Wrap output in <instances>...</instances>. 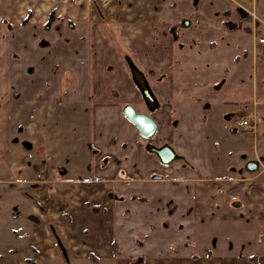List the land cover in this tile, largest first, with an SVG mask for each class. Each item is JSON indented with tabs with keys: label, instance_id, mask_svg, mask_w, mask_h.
Returning a JSON list of instances; mask_svg holds the SVG:
<instances>
[{
	"label": "crops",
	"instance_id": "obj_1",
	"mask_svg": "<svg viewBox=\"0 0 264 264\" xmlns=\"http://www.w3.org/2000/svg\"><path fill=\"white\" fill-rule=\"evenodd\" d=\"M252 1L219 6L230 15L231 29L238 26L232 8L237 15L238 4L245 8ZM168 5L174 7L173 1L0 0L8 79L26 92L16 108L26 110V145H38L44 171L40 178L26 176L38 202L29 211L31 221L40 222L33 225L39 243L30 244L34 255L72 264L79 258L99 263L107 255L114 262L122 257L121 264H264V245L248 241L264 227V93L256 84H238L242 98L219 97L215 91L223 84L176 82L174 28L161 18ZM20 55L26 58L23 70ZM129 61L146 77L155 109L145 103ZM126 106L155 121L150 137L125 115ZM240 107L238 117L253 115V127L241 133L236 118L231 131L241 138H224L223 117ZM63 109L72 113L73 129L86 123L89 151L48 149L52 137H61ZM147 143H167L177 157L163 163ZM249 160L259 162L255 171L245 168ZM88 188L106 204L81 197ZM87 230L90 243L80 234ZM108 240L115 243L113 251Z\"/></svg>",
	"mask_w": 264,
	"mask_h": 264
},
{
	"label": "rangeland",
	"instance_id": "obj_2",
	"mask_svg": "<svg viewBox=\"0 0 264 264\" xmlns=\"http://www.w3.org/2000/svg\"><path fill=\"white\" fill-rule=\"evenodd\" d=\"M172 1L174 7L168 5L167 17L164 15L161 18L169 19L174 28L176 53L172 69H170L175 76V81L179 83L201 81L205 87H210L213 83L223 84L218 91H215L216 94L214 93L219 97H240L242 94L236 88L238 84H242L243 88H247V84H256L258 92L264 93L262 89L264 86V44L256 41V36L264 35V0H253L254 5H244L248 13L244 17H241L239 13L236 15V9L232 8L233 4H231L233 12L231 18H235V23L238 24L235 29H231L232 25L226 22L230 15L219 7L223 1L227 0H197L196 3L194 0ZM238 6L242 7L240 4ZM184 20L190 22L188 26L184 25ZM1 29L7 30V26H0V31ZM7 35L5 33L3 40L0 39V264H29L30 257L43 264H72L68 260L58 261L59 257H46L42 252L40 255H34L30 248L31 243L39 245L36 242L37 236L33 225L40 224V222L31 221L30 218V204L38 202L32 193L34 186L30 189L26 187V176L34 173L37 175L40 171L43 175L44 171L38 166L40 155L38 145L33 147L26 145V110L16 108L19 102L26 101V92L15 90L8 79ZM20 57V69L23 70L26 68V58L21 55ZM64 87L66 89V83ZM260 98L256 97L258 101ZM262 98L260 100H263ZM243 110L244 108L241 107L232 108L223 117L224 126L221 134L224 138L232 136L234 141L241 138L240 132L233 133L231 128ZM61 111L60 114L63 115V121L59 123L62 128H60L61 137L58 139L52 137L49 140L48 149H53L57 145L56 148L71 146L77 152L76 154H82L83 149L89 151V138H85L83 133L86 123L83 122L80 129H73L70 110ZM34 120L38 121L36 116ZM218 146L219 148L223 146V142H218ZM238 156L241 159L244 158L242 153ZM31 164H36L34 170ZM88 173L90 174L91 170L88 169ZM36 178L40 176L37 175ZM36 183L35 189H38L41 183ZM38 192L36 190L35 193L40 200L47 203L48 196ZM81 197L106 204L99 199V192L93 188L85 190L83 194L81 193ZM16 210L17 215L14 214ZM90 213L93 212L90 211ZM50 228L53 229V225H50ZM20 229L26 233L19 235L14 233V230L19 232ZM259 232L262 234L258 239ZM80 234L85 235L87 243L94 240L93 237L90 238L92 234L89 235L88 230ZM250 235L247 234L248 237ZM219 239L224 240L222 237ZM248 241L250 244L264 245V227L252 233ZM107 244L108 247L110 244L109 249L113 251L115 243L108 240ZM96 257L98 261V256ZM120 258L114 262L115 257L102 256L99 263L93 261L92 258H79L74 260L73 264H121L124 260Z\"/></svg>",
	"mask_w": 264,
	"mask_h": 264
},
{
	"label": "water",
	"instance_id": "obj_3",
	"mask_svg": "<svg viewBox=\"0 0 264 264\" xmlns=\"http://www.w3.org/2000/svg\"><path fill=\"white\" fill-rule=\"evenodd\" d=\"M194 2L196 3L197 0H194ZM238 9L242 15L247 13L243 7H239ZM231 25L234 26L233 24ZM129 65L133 79L140 89L145 103L150 110L155 109L158 104L150 89L146 77L132 62H129ZM124 113L138 127L140 133L144 137H150L154 133L156 129V123L148 114L136 112L131 106H126L124 108ZM146 149L156 153L160 161L163 163H168L177 157L175 150L167 143L161 146H155L152 143H147ZM258 165L259 162L257 160H249L245 163V168L249 171H255L258 168Z\"/></svg>",
	"mask_w": 264,
	"mask_h": 264
},
{
	"label": "built area",
	"instance_id": "obj_4",
	"mask_svg": "<svg viewBox=\"0 0 264 264\" xmlns=\"http://www.w3.org/2000/svg\"><path fill=\"white\" fill-rule=\"evenodd\" d=\"M256 41L260 44H264V35L256 36ZM236 127L239 131L243 133L244 131L253 127L252 116H243L236 119ZM38 176H42V171H40Z\"/></svg>",
	"mask_w": 264,
	"mask_h": 264
},
{
	"label": "trees",
	"instance_id": "obj_5",
	"mask_svg": "<svg viewBox=\"0 0 264 264\" xmlns=\"http://www.w3.org/2000/svg\"><path fill=\"white\" fill-rule=\"evenodd\" d=\"M86 205L90 206L93 209L94 212H98L99 211V206L94 205L92 202L88 201V202H86ZM28 262H30V261H28Z\"/></svg>",
	"mask_w": 264,
	"mask_h": 264
},
{
	"label": "flooded vegetation",
	"instance_id": "obj_6",
	"mask_svg": "<svg viewBox=\"0 0 264 264\" xmlns=\"http://www.w3.org/2000/svg\"><path fill=\"white\" fill-rule=\"evenodd\" d=\"M237 11H238V13H239V15H240L241 17H243V16H247V15H248V13H246L245 15H242L241 12L239 11V9H238ZM228 23H229V22H228ZM229 25H230V23H229ZM129 62H132V61H129ZM129 62H128V63H129ZM132 63H133V62H132ZM129 66H130V65H129Z\"/></svg>",
	"mask_w": 264,
	"mask_h": 264
}]
</instances>
